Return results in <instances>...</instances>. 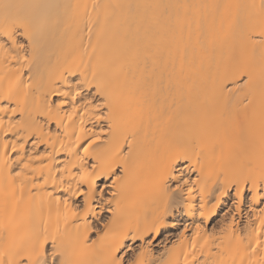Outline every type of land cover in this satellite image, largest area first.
I'll use <instances>...</instances> for the list:
<instances>
[{"label": "bare ground", "instance_id": "bare-ground-1", "mask_svg": "<svg viewBox=\"0 0 264 264\" xmlns=\"http://www.w3.org/2000/svg\"><path fill=\"white\" fill-rule=\"evenodd\" d=\"M0 264H264V0H0Z\"/></svg>", "mask_w": 264, "mask_h": 264}]
</instances>
